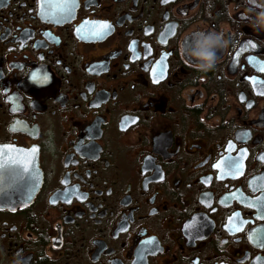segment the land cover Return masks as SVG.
<instances>
[{
  "label": "flooded vegetation",
  "instance_id": "obj_1",
  "mask_svg": "<svg viewBox=\"0 0 264 264\" xmlns=\"http://www.w3.org/2000/svg\"><path fill=\"white\" fill-rule=\"evenodd\" d=\"M246 7L0 0V264H264ZM199 30L231 37L207 72Z\"/></svg>",
  "mask_w": 264,
  "mask_h": 264
},
{
  "label": "clouds",
  "instance_id": "obj_2",
  "mask_svg": "<svg viewBox=\"0 0 264 264\" xmlns=\"http://www.w3.org/2000/svg\"><path fill=\"white\" fill-rule=\"evenodd\" d=\"M246 9L243 15L251 13L250 27L257 31H264V0H245ZM231 37L225 38L220 31H196L192 34L191 47L187 53L194 67L199 71L207 72L214 68L217 52L225 47Z\"/></svg>",
  "mask_w": 264,
  "mask_h": 264
},
{
  "label": "snow or ice",
  "instance_id": "obj_3",
  "mask_svg": "<svg viewBox=\"0 0 264 264\" xmlns=\"http://www.w3.org/2000/svg\"><path fill=\"white\" fill-rule=\"evenodd\" d=\"M162 2H167V0H162Z\"/></svg>",
  "mask_w": 264,
  "mask_h": 264
}]
</instances>
